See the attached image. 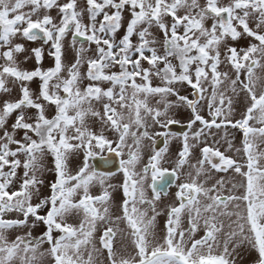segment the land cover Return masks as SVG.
<instances>
[{"label":"snow or ice","instance_id":"6c2138e0","mask_svg":"<svg viewBox=\"0 0 264 264\" xmlns=\"http://www.w3.org/2000/svg\"><path fill=\"white\" fill-rule=\"evenodd\" d=\"M87 8L77 11V0H68L62 5L57 0H0V92H9L6 86L9 78L13 83H19L21 96L16 101H4L0 105V264H43L44 258L50 257L51 264H96L95 252L99 250L92 244L93 233L96 231L98 221H107L108 208L104 207L103 213L95 204H106L110 199L107 189L100 196L89 194V187L94 182L104 184L105 176L90 169L89 159L97 152L108 151L116 156L123 157L125 148L128 149V158L120 160V168L124 175L122 185L124 201L122 204L123 219L129 227L135 256L116 258L112 241L116 233L108 227L100 237L103 248L108 250L110 264H235L230 259L237 248L248 245L256 254L255 264H264V167L259 161L264 159V152L257 151L256 141L264 142V87L257 90L254 69L264 67V31L254 30L249 26V21H255V28L264 30V0H230L227 5H222L220 0H206L201 6L199 0H86ZM31 6L28 12L23 11ZM58 7L60 20L55 23L53 17L44 14L38 15L40 10ZM184 9V15H177ZM86 11L90 23L82 22L83 12ZM127 11L130 19L127 21L126 32L117 42L116 33L122 27L123 13ZM102 15V19L97 17ZM36 16V19H33ZM170 16L171 23L165 22V17ZM212 19L211 27H205V21ZM147 24L138 30V26ZM155 24L163 33L164 55H158L154 45L155 39H149V28ZM183 28V34L178 29ZM238 29H242L238 30ZM67 33L72 34L73 46L77 38H83L88 44L96 45V57L87 61L88 69L86 78L90 81L111 82L112 87L104 90L102 87L90 83L81 90L79 81L81 74L79 66L82 62V53L85 51L81 44L77 51L76 62L67 69L68 78H61L62 41ZM20 35L27 41L42 40L44 44L51 42L49 55L54 57L55 66L47 70L36 67L32 71L22 70L16 61V54L25 53L23 44H12V38ZM139 37V42L133 44L131 37ZM252 38L258 43H250L247 48L233 47L227 43V38L237 41L243 36ZM224 44V61L232 66L236 78L230 80V89L235 94L237 86L240 91L246 92L250 100L241 120L234 123L228 119L231 113L232 99L220 91V85L229 80L227 72L218 71L221 61L220 45ZM151 55H145V52ZM195 53V54H192ZM214 53V54H211ZM35 57L40 64L43 49H31V55L25 56V61ZM133 56L136 58L133 59ZM175 57L179 60L180 73L177 74L174 65L168 59ZM259 57V58H257ZM147 61L156 71L143 68L141 61ZM163 62L164 68H157ZM195 64V81L190 67ZM119 66V72L106 73L105 69ZM130 66V67H129ZM212 88L207 98L208 114L211 120L205 119L197 110L200 100L205 99L207 89L204 81L209 80ZM246 70V80L240 79L241 70ZM159 76L164 83L163 87H153L150 76ZM55 84H50L53 78ZM140 77L141 83L136 82ZM39 78V95L33 99L27 82ZM176 82H186L193 90L196 99L179 95L172 87ZM119 91L116 92V87ZM131 89V97L128 89ZM51 89V90H50ZM63 91L65 95H60ZM144 94V99L137 96ZM159 94L164 110L148 106L149 95ZM176 95L180 105L191 109V118L188 127L191 128L199 122L202 128L191 133L195 140L204 134L205 129L231 125L243 131V152L247 157V171H242L241 165L236 160L226 157L218 148L205 146L201 148V158L197 164L195 177L191 182L177 185L175 193L179 206H172L167 213L165 224L166 234L162 242L152 231L155 224V201L160 200L157 187L163 188L171 179H179L178 172L188 162L190 156L189 133H184V144L178 153L175 166L171 169L163 166L165 148L153 147L152 154L141 171H136L140 161V147L143 139H149L155 144L154 136L171 135L168 132H157L150 135L147 130L145 116L141 109L149 116L155 125L167 129L170 125L179 123L169 116L168 110L174 107L166 100L168 95ZM107 102H104V100ZM46 101L55 105V115L48 118L45 115V105L38 102ZM132 103L129 104L128 100ZM103 104V115L94 110L93 101ZM227 100V113L225 101ZM119 105L120 109L128 108L129 112L135 111L131 121L138 128L145 130L138 136L136 132H129L130 124L124 123V115L112 105ZM87 105V107L85 106ZM32 108L36 112L34 117H26L24 109ZM16 110H20L11 126V131L5 128L7 118ZM70 112L74 114H69ZM99 117L102 124L119 133L118 139H108L103 132L94 133L86 126V117ZM224 117L218 123L217 120ZM31 121V122H29ZM255 121L261 125L255 127L249 124ZM72 135H67L69 129ZM17 130H23V137L16 139ZM131 135L133 145H128L126 137ZM33 137H36L35 139ZM58 137V139H57ZM167 143V139H166ZM15 145L13 149L11 146ZM231 147V145H229ZM240 149H237L239 152ZM83 153L81 166L74 175L69 173L68 161L70 156ZM53 158L55 174L54 181L49 185L50 195L32 204L33 195L39 192L37 185L43 184L38 179L37 172L43 171L40 161L46 156ZM24 159L21 160L20 157ZM219 162H216V161ZM210 170L227 172L233 169L236 174L243 177L240 184L233 183L228 195H222L221 189L224 181H217L212 187H204L197 183L198 178L206 171L205 165ZM8 171H5V168ZM23 168L19 189L9 191L10 186L17 178V169ZM191 176V173H189ZM151 181L153 195L148 199L145 195V185ZM160 182L159 185L157 182ZM74 182V183H71ZM243 188L240 195L237 189ZM82 195L74 201L78 191ZM215 193V194H213ZM203 196L208 202L203 203L199 197ZM148 204L153 215L147 217V211H141L137 205ZM233 204L238 211H228ZM243 206V210L239 211ZM47 208L46 214L41 215L40 210ZM187 211L189 228L187 233L180 228L181 214ZM83 212V218L78 226L66 222V217L73 212ZM19 213L22 218H5L7 213ZM235 216V220L231 217ZM32 223L29 225V218ZM220 217H228L227 225ZM121 219V217H117ZM203 220L205 233L200 239H193L200 220ZM37 222L46 226V231L39 237H32L29 230L25 235H17L14 240H9V230L34 228ZM227 227L224 233L222 251L214 254L221 248L219 234ZM54 233H59L55 236ZM43 243L49 248L40 251ZM190 245V246H189ZM229 245H232L230 250ZM206 250V252H205ZM87 251V258L85 252ZM138 257V259H137Z\"/></svg>","mask_w":264,"mask_h":264},{"label":"flooded vegetation","instance_id":"af4514ba","mask_svg":"<svg viewBox=\"0 0 264 264\" xmlns=\"http://www.w3.org/2000/svg\"><path fill=\"white\" fill-rule=\"evenodd\" d=\"M59 0H57L58 2ZM230 1V0H229ZM68 0H66L64 3H67ZM61 4V5H62ZM223 5V3H222ZM54 8V7H53ZM53 8L52 9H41L40 12L38 13V15L42 18V16L44 14H48L51 17H53L54 22L58 23L57 21L60 19V14L58 17V12L52 13L53 12ZM84 8L86 9L87 6H84V3H80L79 1H77V11H81L84 10ZM31 10V6H27L23 9V11L28 12ZM59 11V10H58ZM100 17H97L98 20H100ZM36 16H33V19H36ZM251 21V20H250ZM249 21V26L257 31H264V30H258L255 28V21L252 20V22L250 23ZM82 22L85 24L90 23L89 19H88V14L86 11L83 12V16H82ZM122 30V31H121ZM119 32H121V34L116 35V38L120 35L121 38L123 37V35L126 32V29H120ZM120 40V39H119ZM118 40V42H119ZM227 40L230 41V38H227ZM70 42L73 43L72 41V34L71 33H67L62 41V49H63V54H62V62L65 61L66 65L64 66V70L67 71V69L69 67H71V65L73 63L76 62V58L74 59V61L69 62V59L71 58L69 50L71 48V46L69 47V50H65V42ZM16 43H20L23 44L25 46L34 43L32 45V47L30 46L29 49H33V48H43V41L42 40H37V41H27L24 38H22L19 34L16 37L12 38V44H16ZM83 44L84 47L88 46V43H86L83 38H77L76 44H78V46L80 47L81 44ZM250 43H258L257 41H250ZM248 45H243L241 46L240 44L236 43L235 45H232L233 47H237V49L239 50L240 48H247ZM93 45V49L94 52L96 54V45L95 44H91ZM223 48V50H225V46L223 44V46H221ZM28 49V50H29ZM31 49L29 50V54L31 55ZM6 49H0V51H3ZM46 55L42 56V60L40 62V64H37L35 61V57L32 56V70H34L36 67H40L41 68V63H45V64H49L51 65L50 68L55 66V60L54 57L49 55V51L48 49L45 50ZM66 54H68L69 56H67ZM21 55L20 54H16V61L21 62V63H26V61L24 60L25 58L22 57L23 62L21 61ZM96 57V56H95ZM92 57V58H95ZM136 57L133 56V59H135ZM259 58V57H257ZM90 59V58H89ZM89 59L84 58V62L85 64H87V61ZM4 63L3 60H0V64ZM82 63V62H81ZM171 63L174 65L175 70L176 68L179 67V60L176 59L175 57H173ZM226 65H228V68L230 69V71H224L228 73L229 76V80H225L223 84L220 85V91H223L225 93V95L227 97H231L232 99V105H231V113L228 116V119H230L233 123L237 120H241L243 118V114L246 112V109L248 106H250V100L247 97L246 92L240 91L239 86H237V93L236 95L233 94V92L230 89V80L231 79H235L236 78V72L235 69L232 68V66L230 64H228L225 61ZM261 64H264V59L261 60ZM88 65V64H87ZM180 68V67H179ZM87 69L88 68H83L81 70V74L84 76L83 78H81L80 81V88L81 90H83L84 88H86L90 83L92 84H96L100 87H102L104 90H107V88L112 87L111 82H107V81H90L86 78V74H87ZM31 70V71H32ZM114 70V71H113ZM181 70V69H180ZM106 73H111V72H119L116 71L114 67L109 68V69H105ZM221 72V73H224ZM177 73V71H176ZM180 73V72H179ZM177 73V74H179ZM254 73H255V77H259V80L256 83V87L257 90H259L261 87H264V67H258L256 69H254ZM210 74V72H209ZM246 70L242 69L241 73H240V79L241 80H246ZM194 76V73H193ZM64 78H68V73L64 71ZM156 80H161L160 77L158 76ZM156 80H152V84H154V82ZM162 81V80H161ZM193 81H195V79H193ZM172 86L175 87V89L177 90H181L183 87H190L186 82H176L174 83ZM203 86L207 89L208 93H211L212 88L210 86V78L209 80L204 81ZM116 92L119 91L118 86L115 89ZM191 92H193V90L190 87V90H187L184 94H179L182 96H187L189 99H196L197 97L193 96L192 94H190ZM206 92V93H207ZM239 93H241V96L239 95ZM128 96L131 97V89H128ZM173 100L171 102V104L174 105V107H172L175 112H174V118L176 120H178L177 118H187L183 121H180V124H186L188 125L189 119L191 118V109H189L186 105H180L177 101V97L176 96H172ZM129 101H131L129 99ZM104 102H107L106 98L104 100ZM132 102V101H131ZM203 102V99L200 100V103L197 105V110L199 112V114L201 116H203L205 119L207 120H211V117L208 114V111L200 109V104ZM87 107V105H85ZM92 106L94 108V110L98 111L101 113V116L103 115V104L100 102H96L95 100L92 102ZM113 107H115L117 109L118 112H122L123 114L126 112L125 109H120V107L116 104L112 105ZM225 111L227 113V100L225 101ZM74 114L72 112L69 113ZM224 117H220L218 118L217 122L219 123L220 120H222ZM87 122H96L97 124V128L99 129L97 131V134H99L100 132H104V130L106 128L109 129V131H111V135L113 136H108L105 133H103L108 139L110 140H117L119 133L116 132L115 130L111 129L108 126H105L102 124V121L100 120L99 117H92V116H88L86 117L85 123ZM196 124H199V122H197ZM250 125H253L255 127H260L261 125L256 124L255 121H249ZM169 129H166L163 132H168ZM211 130H217L215 135L213 136H209L211 134ZM207 136H209V138L207 137H203V138H207V139H199V140H195V139H189V145H190V156L188 158V162L180 169V171L178 172V177L179 179H171L169 180V183L167 185H165L163 188L157 187V191L160 192V200L155 201V210L156 213H159L156 216V220H155V224L153 226L152 231L154 232L156 238L158 240H160L162 242V238L164 237V235L166 234V229H165V224L166 221L168 219L167 213L170 210V207L172 206H179V201L176 199L175 193L178 191L177 185L180 183H185V182H191V178L195 177L196 175V168L192 167L193 165H196L198 167L197 161L198 159L201 158V148L205 147V146H209V147H213V148H218L220 152H222L226 157H230L234 160H236L238 163H240L241 165H244V167H242V171H247V167H246V162H247V157L243 152V140H244V135H243V131L241 129L234 128L231 125H227L220 127L219 129L213 127L210 130L209 129H205ZM161 139H154L155 140V144L152 143L151 140L149 139H144L141 146H143V151H140V157L143 156L146 159L144 160V162L142 164H137L135 170L136 171H141L143 168V165L147 163L149 156L152 154V150L153 147L160 149V148H165L168 145L169 139H167V143H166V137L165 136H160ZM175 145H174V152H173V156L174 159L172 161V163H163V166L165 168H169L171 169L172 167L175 166V161L178 157V153L182 150L183 148V144H184V139H175ZM126 142L128 145H133V139H126ZM177 143V146H176ZM257 144V151L258 152H264V142H261L260 140L256 141ZM231 145V147L229 146ZM134 148V146H133ZM237 149H240L239 152H237ZM167 151V148H166ZM128 149L125 148L124 151V155L123 157L120 156H116L115 153H111L108 151H104V152H97V155L94 157H91L89 159V165H90V169L95 170L97 173H100L102 175L105 176V181L103 185H100L99 182H94L93 184L90 185L89 187V194L92 196H100L103 194L104 190L107 189L108 193H109V197L110 199L108 200V202L106 204H95V207H97L99 209V211L101 213H103V209L104 207L108 208V213H107V221H98L97 222V227H96V231L93 233V238L92 241L94 243V245H98V247H95L96 249H98V253L103 250V252H108L107 249L103 248L101 242H100V237L103 235V232L106 228L111 227L113 228V230L115 231L116 235L113 238L112 241V246H113V251L115 253L117 252H121V253H126L123 256H117V259L120 258H128L129 256L135 255V248L134 245L132 243V237L130 236V229L127 225L126 220H124L123 217V210H122V204L123 201L125 199L124 197V193H123V188L122 185L124 183V175L123 172L120 168V160L123 159H127L128 155H127ZM164 154H167V152H165ZM165 159V157H164ZM163 159V160H164ZM83 160V153H78L75 155L70 156L69 161H68V170L69 173L73 171V173L75 174L76 171L78 170V168L81 166ZM263 159H261L259 161V164L261 167H264L263 164ZM53 161V158H52ZM216 162H219L218 160ZM206 171L198 178L197 183H203L204 187L210 188L212 187L214 184L217 183V181L223 180L224 181V186L221 189V194L222 195H228L231 188H232V184L233 183H237L240 184L243 181V177L239 176L238 174H236L234 172L233 169H229L227 172L224 171H216V170H210V166H208L207 164L204 166ZM189 173H191V176L189 175ZM73 174V175H74ZM119 178V182H118V193L115 192V190H113L112 188L108 187V183L107 180L112 181L114 179ZM74 183V182H71ZM151 181L149 179L148 183L145 185V195L148 198H152L153 192L151 187H149L148 185H150ZM159 185V181L157 182ZM115 184V183H113ZM244 191L243 188H239L236 190L235 194L236 195H240L242 194ZM114 193H116V195H113ZM215 194V193H213ZM82 195V190L78 191V193L76 194V196L73 197L74 201H78L80 196ZM203 196H200L199 199L203 202V203H207L208 201L204 198L202 199ZM138 208L141 211H147V217H151L153 215V212L151 210V208L149 207L148 204H143L142 205H137ZM231 210L234 211H238V209H236L234 207L233 204L229 205V208ZM114 210H117L120 213V217L121 219H117L116 215L114 213ZM243 210V206L241 207V209H239V211ZM47 211V208H46ZM44 214H46V212H44ZM41 215H43V213H41ZM83 218V212H79L77 216H73V215H69L66 217V222L73 224L74 226H78L80 223V220ZM220 219L224 222L225 225H227L230 221L228 217H220ZM231 220H235V216L231 217ZM159 222V226H156V222ZM189 217H188V213L185 210L184 212H182L181 214V225L180 228L182 230H185V232L187 233V230L189 228ZM40 225V226H39ZM39 226V230H37L39 233H32V237H38L43 235V233L46 231V226L42 223V222H37L36 226L34 227L35 231H36V227ZM228 229L227 227L224 228L223 232H221L219 234V239L221 241V248L217 249L215 251L214 254H219L220 251H222V243H223V239H224V233L227 232ZM205 233V227L203 224V220L201 219L199 221L198 224V229L193 237V239H200ZM55 236H58L59 233H54ZM125 240V242H123ZM190 246V245H189ZM47 248H49V245L47 244ZM229 248L231 250L232 245H229ZM255 254V252L251 251L248 247V245H243L239 248L236 249L235 252L232 253V256L230 257V259L237 261L240 260L239 263L237 264H250L251 263V257L247 254L244 258H239L237 259L233 254L236 255H241V254ZM253 264H255V260H253Z\"/></svg>","mask_w":264,"mask_h":264},{"label":"rangeland","instance_id":"374dc122","mask_svg":"<svg viewBox=\"0 0 264 264\" xmlns=\"http://www.w3.org/2000/svg\"><path fill=\"white\" fill-rule=\"evenodd\" d=\"M65 1L66 0H59L57 2V4L61 5ZM77 1H79L80 3H84V6H87L86 0H77ZM229 2H230L229 0H220V3L221 4L223 3V5H227ZM199 3H200L201 6H204L206 4V0H199ZM58 10H59L58 7H54L52 13L58 12V17H59V11ZM84 10H85V8H84ZM184 14H185V10L184 9L179 10L178 13H177V15H184ZM123 17H124V20L122 21L121 29H126L127 21L130 19V15H129V13L127 11H125L123 13ZM100 19H102V15H101ZM164 19H165L166 23H168V24L171 23V19L172 18L170 16H166ZM59 20L57 21L58 23H59ZM251 22H252V20L250 21V23ZM212 23H213L212 19H210V18L207 19L205 21V27L210 28ZM250 26H252V25H250ZM144 27H148V25L147 24H141L140 26H138V30H140V29H142ZM238 30L242 31V29H238ZM149 31L151 33V36L149 37V39H155L156 40V43L154 45H150V46L156 48L158 55H161V56L164 55V48H163L164 36H163V33L158 29V27L155 24H153V26L151 28H149ZM178 32H179V34H183V28L182 27L179 28ZM118 34H121V32L118 31L116 33V35H118ZM116 35H115V40L118 42V40L121 39V36L119 35L116 38ZM131 40H132V43L135 45V44H137L139 42V37L134 34L131 37ZM252 40H253L252 38L247 37L245 35V36L241 37L240 39H238L237 41H232L231 38H230V41L227 40V43L229 45H231V46L235 45L236 43H238L241 46H243V45H248L249 42L252 41ZM33 44L34 43H31V44H29L27 46L24 45V47L26 48L27 51L25 53L20 54V55L22 57H24V58H25V56H29L30 55L29 54V50L31 49V48L29 49V47L30 46L32 47ZM65 44H66L65 45V50H69V47L71 46V48L69 50V53H70V56H71V58L69 59V62L74 61V59L77 58V51L79 50L80 47L76 43H75V46H73V43H70L68 41L65 42ZM221 46H223V43L220 45V48H219V50L221 52V61L222 62L218 66V71L219 72H224V71H227V69H228V71H230V69L228 68V65H226V63L224 61L225 50H223V48ZM84 48H85V51L82 53V57H83L82 63L79 66L80 74H81V70L83 68H88V65L83 63L84 62V58L89 59V58H92V57L96 56V54L94 52V49H93V45L88 44V46H86ZM42 49H43V56H45L46 55L45 50L46 49H48V51L51 50V42H49V44H44ZM63 52L64 51L62 49V53ZM192 54H195V53H192ZM211 54H214V53H211ZM66 55L69 56L68 54H66ZM145 55H149L150 56L151 53L146 51ZM22 57H21V61L23 62ZM168 59L170 61H172L173 57H169ZM17 64L22 70H28V71L32 70V65H33L32 58L28 59L26 61V63H24V64L19 62V61L17 62ZM62 64H63V66H65L66 65L65 61L62 62ZM141 65H142L143 68L150 69V71L153 72V73L156 71V69H153L151 67V65L148 64L147 61L142 60L141 61ZM50 66L51 65H49V64L41 63V69L42 70H47V69L50 68ZM195 67H196L195 64H193L190 67V72L192 74L195 72ZM114 68H115L116 71H120L118 65L115 66ZM157 68L163 69L164 68V63L163 62L158 63ZM205 70L210 72V70L207 69V68ZM64 71L67 72L66 70H64V67H63L61 73L59 74L61 78H64ZM176 71H177V73H179L181 70L178 67V68H176ZM83 77L84 76L81 74V78H83ZM157 77L158 76H156L154 74L150 76L151 85L153 87H163L164 83L161 80H156ZM209 78H210V74H209ZM193 79H195V76H193ZM152 80H156L154 82V84H152ZM80 81H79V86H80ZM136 82L137 83H141L142 82L140 77L136 78ZM40 83H41V81L39 80V78H34L33 81L27 82V85H28L30 91L33 94V99H36V97L39 95V85H40ZM55 83H56V78L54 77L50 81V84H55ZM6 86L10 89V91L9 92H0V105H2L4 101H13L14 102V101L18 100L20 98V96H21L20 85H19L18 82L17 83H13L12 82V78H9L8 81H7ZM172 87L175 89L174 86H172ZM187 90H190V87H183L181 90L175 89V91L178 92L179 94H184ZM59 94L62 95V96L65 95L62 90L59 92ZM190 94H192V92ZM210 94L211 93H208V92L205 93L204 94L205 95V99H203V102L200 104V109L206 110L208 112H209V110H208V107H207V102H208L207 98L210 96ZM234 95H236V93ZM239 95L241 96V93H239ZM172 96H176V95H171L170 94V95H168L166 97V100L168 102H170V103L173 100ZM137 99L143 100L144 99V94L143 93L139 94L137 96ZM161 99L162 98H161V96L159 94L149 95L148 98H147L148 106L152 107V108H159L161 111H163L164 110L163 103H157L158 101H161ZM38 102L43 103L45 105V115L48 118H52L55 115V112H56L55 105H50L46 101H43L42 99L39 100ZM128 103L131 104L132 102L128 100ZM124 109L126 110V112L123 114L124 115V121L123 122L130 124V128H129V132L130 133L131 132H136L137 135L139 136L140 133H142L145 129L142 128V127L138 128L134 123L131 122L134 119V117H135L134 106H133V111L132 112H129L128 108H124ZM19 111L20 110H16L15 112H13L7 118V121H6V124H5V128L7 130L11 131V126L15 122V118L19 114ZM24 111L26 113V117H34V114L36 112V110L32 109V108L24 109ZM174 112H175V110L173 108H170L168 110L169 116L174 118V116H175ZM141 115L145 116V120H146V124H147V130L149 131L150 135H153V134H155L157 132H163V131L166 130V129H162L159 125L153 124L151 118L144 114L143 109H141ZM177 119H178L179 123L172 124V125H170L167 128V129H169L168 133H170L171 135H169L166 138V139H169V142H168V145L166 147L167 148V151H166L167 154H164L165 159L162 161V162H165V163H172V161L174 159L173 152H174V145H175V142H176L175 139H183L184 133H186V132L189 133V139H193L192 136H191V133L195 132V131H199L202 128V125L200 123L199 124H194L191 128H189L188 125H186V124H180V121H183V120L187 119L185 117L177 118ZM29 122H31V121H29ZM86 126L89 127V129L91 131H93L94 133H97V131L99 130L97 128L96 122H87ZM73 131L74 130L70 128L68 133H67V135H72ZM216 131L217 130H211V134L209 136H213V135L217 134ZM103 133H105L108 136H113V135L110 134L111 131H109L108 128H106ZM0 135H3V129H0ZM209 136H207V133L204 130V134L199 139H207V138H209ZM22 137H23V130H17L15 138L16 139H21ZM159 137L160 136H154V139H158ZM203 137H207V138H203ZM33 138L35 139L36 137H33ZM57 139H58V137H57ZM126 139H133V138H132L131 135H129V136L126 137ZM143 140L141 141V144H142ZM133 146H134V144H133ZM176 146H177V143H176ZM11 147L14 149L15 145H12ZM134 148H135V146H134ZM143 150H144L143 146H141L140 147V151H143ZM20 159L23 160L24 157L21 156ZM145 159H146L145 157L141 156L140 157V161L137 164H142ZM262 161H263L262 165L264 166V159ZM40 163L43 165V171L42 172H37V177H38V179L43 180V184L37 185V188L39 189V192L33 195V198H32V201H31L32 204H36V203L39 202L40 199H43V198L48 197L50 195V187H49V185L55 179V174H54L53 171H51V169L53 168L52 156L50 154L46 155L40 161ZM4 170L8 171V168L6 167ZM70 174L73 175L74 174L73 171L70 172ZM22 175H23V168L21 167V168L17 169V178L14 181V183L10 186L9 191L18 190L19 189L20 178L22 177ZM118 182H119V178L114 179V180H112L110 182H109V180H107L108 187H110L113 190H115L116 193H118ZM113 183H115V184H113ZM116 193H114L113 195H116ZM148 199H151V198H148ZM202 199H204V197H202ZM141 205L143 206V204H141ZM228 211H234V210H231V208H230V209H228ZM44 212H46V208L40 210V214L41 213L44 214ZM114 213L115 214L117 213L116 217H120V213L117 210H114ZM71 215L77 216L78 214L73 212ZM17 217L22 218V216H20L19 213L13 212V213H7L5 218L15 219ZM31 223H32V218L30 217L29 218V225H31ZM159 224L160 223L157 221L156 222V226L158 227ZM39 226L36 227V231H35L34 228H22V229L9 230L8 238H9V240H14L17 235H25L29 230L32 233H36L37 234V233H39L37 231V230H39ZM123 242H125V240ZM93 246L94 247H98V245H94V243L92 241V244L89 245V250ZM47 249H48L47 248V243H43L41 245V247H40V251L41 252H45ZM205 252H206V250H205ZM124 254H126V253H121V252H117L116 253L117 256H123ZM247 254L251 257V263L250 264H253V260L256 259V254L246 253V254H241V255H236V254H233V255L237 259H239V258H244ZM94 256L96 257V264H110V261L108 260V252H103V250H101L99 253L95 252ZM132 256H135V255H132ZM85 258H87V251L85 252ZM137 259H138V257H137ZM239 262H240V260H237V261H235V264H237ZM43 264H51V258L46 256L44 258Z\"/></svg>","mask_w":264,"mask_h":264}]
</instances>
